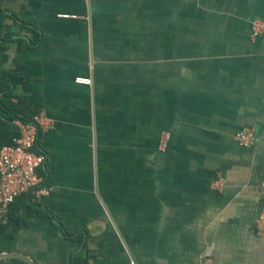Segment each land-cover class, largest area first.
Wrapping results in <instances>:
<instances>
[{
  "label": "crops",
  "instance_id": "1",
  "mask_svg": "<svg viewBox=\"0 0 264 264\" xmlns=\"http://www.w3.org/2000/svg\"><path fill=\"white\" fill-rule=\"evenodd\" d=\"M263 17L264 0H0V151L50 122V194L11 207L0 264H264Z\"/></svg>",
  "mask_w": 264,
  "mask_h": 264
},
{
  "label": "built area",
  "instance_id": "2",
  "mask_svg": "<svg viewBox=\"0 0 264 264\" xmlns=\"http://www.w3.org/2000/svg\"><path fill=\"white\" fill-rule=\"evenodd\" d=\"M68 18L67 15H63ZM264 35V17L251 22V39L254 40ZM76 82L90 84L87 77H77ZM50 124L42 113L35 115L28 121H22L19 125L20 135L14 145L7 146L0 151V226L9 217L11 207L23 196L44 197L50 194L47 179L42 172L47 156L36 151V144L40 130ZM170 135L164 134L161 138L159 149L166 150ZM234 140L238 146L254 147L256 137L253 129L244 128L234 134ZM225 188V180L222 177L212 184V189L222 192ZM259 189L263 193L259 211L256 217V227H264V181ZM131 264H136L132 262Z\"/></svg>",
  "mask_w": 264,
  "mask_h": 264
},
{
  "label": "trees",
  "instance_id": "3",
  "mask_svg": "<svg viewBox=\"0 0 264 264\" xmlns=\"http://www.w3.org/2000/svg\"><path fill=\"white\" fill-rule=\"evenodd\" d=\"M24 26L26 27L27 30H29L30 32H32V30H30L26 25H24ZM37 37H38V36H37ZM39 43H41V40L38 39L36 43H32L31 45H36V44H39ZM4 60H5V55H2V53H1L0 63H3ZM6 83H7L6 86H2V87H0V91H2V90L5 89V88H7V89L9 90L11 84H12L13 86L16 85V81H15V79L12 78V77H9V79L6 80ZM1 84H2V83H1ZM0 86H1V85H0ZM9 92H10V90L8 91L7 95H9ZM23 197H26V196H23ZM21 198H22V197H21Z\"/></svg>",
  "mask_w": 264,
  "mask_h": 264
}]
</instances>
